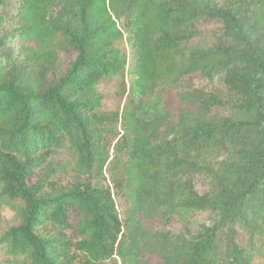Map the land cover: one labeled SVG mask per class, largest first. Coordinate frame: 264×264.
<instances>
[{
  "label": "trees",
  "instance_id": "obj_1",
  "mask_svg": "<svg viewBox=\"0 0 264 264\" xmlns=\"http://www.w3.org/2000/svg\"><path fill=\"white\" fill-rule=\"evenodd\" d=\"M0 264H264V0H0Z\"/></svg>",
  "mask_w": 264,
  "mask_h": 264
},
{
  "label": "rangeland",
  "instance_id": "obj_2",
  "mask_svg": "<svg viewBox=\"0 0 264 264\" xmlns=\"http://www.w3.org/2000/svg\"><path fill=\"white\" fill-rule=\"evenodd\" d=\"M13 217L10 215V212L4 208H0V233L6 229V227L11 224Z\"/></svg>",
  "mask_w": 264,
  "mask_h": 264
}]
</instances>
